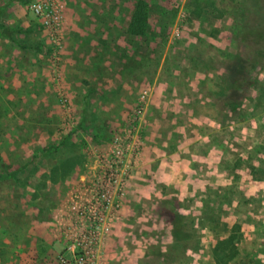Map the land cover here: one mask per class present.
I'll list each match as a JSON object with an SVG mask.
<instances>
[{"label":"rangeland","instance_id":"rangeland-1","mask_svg":"<svg viewBox=\"0 0 264 264\" xmlns=\"http://www.w3.org/2000/svg\"><path fill=\"white\" fill-rule=\"evenodd\" d=\"M33 1L26 0L24 4L31 10ZM64 1L67 6L60 47L37 20L50 47L49 82L57 106L60 141L54 145L55 150L41 158L44 162L34 166L33 171L39 172L37 177L32 175V167L25 166L26 159L19 164L25 167L20 177L9 175L12 162L1 158L0 184L22 186L14 199L28 204L34 200L40 212L44 209L41 214L55 220V215L63 213L72 184L86 172L87 156L135 126L143 146L123 216L110 234L103 264L140 256L142 252L131 250L128 243L131 230L138 226V204L170 190L179 191L187 199L189 211L197 213L209 205L218 211L222 221L242 227L237 264H264V241L259 238L264 234V183L246 180L244 162L252 161L264 169V71L257 76L237 120L233 121L236 115L226 116L217 99L222 79L215 67L226 59V51L232 52L236 46L240 0H146L147 36L131 35L129 25L116 29L113 35L117 45L113 57L126 60L120 76L130 77L129 87H119L108 97L111 103L102 104L104 98L92 93L93 87L89 86L79 107L70 95L63 62L70 26V1ZM137 1H113L112 5L125 10L130 23ZM114 19L117 25L118 16ZM119 19L122 26V17ZM123 43L126 47L120 49ZM62 98L68 99L67 105ZM8 143L3 140L0 151ZM234 160H242V165ZM71 173L73 176L67 177ZM42 185L50 188L41 192ZM27 186H35L38 191L28 190ZM200 235L204 246L201 260L209 264L213 232L209 226L202 227ZM66 243L62 241L51 263L57 264Z\"/></svg>","mask_w":264,"mask_h":264},{"label":"crops","instance_id":"crops-1","mask_svg":"<svg viewBox=\"0 0 264 264\" xmlns=\"http://www.w3.org/2000/svg\"><path fill=\"white\" fill-rule=\"evenodd\" d=\"M25 1L0 0V25L8 29L6 33L0 26V144L3 140L10 142L0 151V159L11 160V176L20 177L25 164L32 167V175L37 177L39 172L33 171L34 166L56 149L60 136L49 82V43ZM69 1L70 26L63 62L70 95L79 107L87 87L92 86L91 92L104 98L102 104H110L108 97L131 83L130 77L120 76L126 60L113 57L117 47L115 30L129 25L125 10L113 8L112 2L120 0ZM124 47L125 43L119 48ZM161 69L162 64L156 81ZM71 176L72 173L67 177ZM21 187L0 184V264H55L50 258L66 240L62 217L55 215L54 220L41 214L44 211L38 210L39 204L34 200L28 204L14 199ZM49 188L42 185L40 190ZM37 189L28 187L31 191ZM259 238L264 241V234Z\"/></svg>","mask_w":264,"mask_h":264},{"label":"trees","instance_id":"trees-1","mask_svg":"<svg viewBox=\"0 0 264 264\" xmlns=\"http://www.w3.org/2000/svg\"><path fill=\"white\" fill-rule=\"evenodd\" d=\"M239 7L241 17L234 37L236 46L232 52L226 51V59L215 67L222 79L217 99L227 117L236 115L233 121L241 116L250 89L264 71V0H240ZM0 26L8 33L6 26ZM148 30V2L138 0L132 9L127 31L144 37ZM234 161L242 165V160ZM244 162L246 180H264L261 166L252 161L247 163L246 159ZM137 214L138 226L131 230L128 243L131 250L142 253L131 260L124 257L113 264H205L201 260L204 246L200 229L207 226L214 237L209 264H237L242 227L222 221L213 207L208 205L194 213L189 211L187 199L179 191L170 190L158 192L146 203L138 204Z\"/></svg>","mask_w":264,"mask_h":264},{"label":"built area","instance_id":"built-area-1","mask_svg":"<svg viewBox=\"0 0 264 264\" xmlns=\"http://www.w3.org/2000/svg\"><path fill=\"white\" fill-rule=\"evenodd\" d=\"M66 6L64 0H34L31 3L33 16L43 24L57 47L61 45L64 32ZM56 75L60 76L57 69ZM61 101L67 105L68 99ZM142 146V136L134 126L87 156V170L73 184L63 213H60L67 243L57 264H103L110 234L123 216Z\"/></svg>","mask_w":264,"mask_h":264}]
</instances>
